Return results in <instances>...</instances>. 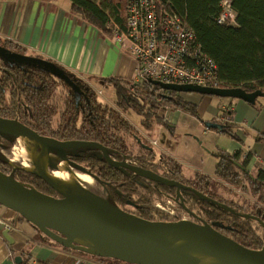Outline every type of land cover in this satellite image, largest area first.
Instances as JSON below:
<instances>
[{
  "label": "trees",
  "instance_id": "trees-1",
  "mask_svg": "<svg viewBox=\"0 0 264 264\" xmlns=\"http://www.w3.org/2000/svg\"><path fill=\"white\" fill-rule=\"evenodd\" d=\"M154 1L160 8L166 9L179 16L183 20L185 26L193 30L195 44L199 45L200 51L217 64L218 86L225 88L240 87L246 92L255 90L264 92V0H231V7L235 12V25H221L217 23V17L221 10V0ZM70 2L75 14H78L85 23L97 28L100 33L106 37L111 35V27L108 23L113 22L121 28L125 27L126 0H70ZM0 46L8 51L19 53L23 50L21 47L22 50H17L18 48L14 49L19 47V45L8 41L5 44L0 43ZM0 59V62L3 64V66L0 65L1 117L16 119L34 129L39 134L53 139L64 141L72 138H82L88 141L99 142L105 146L110 157L119 160L129 158L137 162L141 167L156 171V169L153 168L154 165L149 163L150 161L145 162L137 157L134 158L130 156V154L121 153L124 151L125 147L122 134H126L130 130L131 125L128 124L118 112L116 113L114 110L107 111L109 107L104 104L96 103L93 93H91L88 88L85 87L86 91L88 90L87 92L82 93L84 90L82 92H77L80 94V102L77 103V109L83 112L84 123L81 127L76 128L73 122L74 114L76 113L75 107L73 106L74 108L70 112V107L67 106L64 112H60L58 126L53 128L50 124L53 116H55L57 108L52 105V97L54 96L53 81H51L49 76L54 75L34 65L9 62L1 57ZM69 76L72 77L71 75ZM109 80L114 84L116 95L115 104L118 111L119 109H125L127 106H132L141 111V106L146 104V106L148 105L147 108L152 110L162 105L173 106L175 109L182 108L193 115H197V105L186 99L184 100L181 92L161 91L157 86H153L150 81L149 84L148 82L143 85L140 84L145 86L142 90L143 97L140 96V101L138 96H135V94L133 95L131 91L132 86H137V83H132L130 85L127 81H123V79L119 80L114 77L109 78ZM77 84L79 85L78 82ZM79 88H81L80 85ZM5 91L9 93L8 103L4 98ZM157 91L159 92L158 94H160V98L157 96ZM253 104H255V102ZM64 114L70 115L65 119ZM146 121L150 122L149 120ZM218 130L233 139H238L235 132L232 131V124H221V128ZM13 138V136H9L5 146H8L7 143L12 145ZM65 151L70 154L72 153L70 156L74 157V160L72 159L73 162H82L84 160L90 162L92 159L101 158L100 150L91 146L67 147L61 152ZM53 152H56V150H53ZM147 152L149 153V151ZM119 154L122 155L119 156ZM214 155L217 157L214 175L218 179L227 181L229 184L237 187H240L241 184L244 186L245 181L249 184L250 190H253L255 193L258 192L261 198H264V170L262 168H257L255 173L250 172L247 169L249 157L246 156L243 158L240 150L233 153L218 150L214 152ZM0 164L5 165V160L2 156H0ZM76 168L79 169L78 167ZM101 168V171L103 170L102 177H96L105 185L108 193L114 198V200H109L118 207L121 206V204H123V207L126 204L133 205L141 210L139 212L138 210L130 212L152 220L150 215L153 210L150 206H142L141 204L140 206L138 202L131 200L132 194L136 192L137 188H148L151 181H146L143 177L134 172H122L108 164H102ZM178 168L179 167H174L173 169L167 168L165 171L169 177L179 179L174 173ZM0 170L3 171L1 168ZM10 173V175L14 176L19 181L41 192L50 194L54 191L41 177L20 167L13 169ZM212 182H215L214 177L197 172L193 179L184 183L208 197L215 198L207 189ZM240 188L242 189L243 187ZM153 189L155 190V188ZM163 189H165V187H163ZM247 189L248 187H246V190ZM156 190L160 191L158 186ZM181 193L184 199H190L191 202L198 207L199 211H201L203 216L200 215L198 211V218L208 223H218L225 226L223 221L228 220V215L239 216L240 214H247V212L242 211L240 208H236L217 198L218 203H211L199 198L188 190L181 191ZM140 198L144 200V203L149 202L143 197ZM261 198L259 199L261 200ZM224 203L229 205L231 210L239 214H234L228 209L221 207L220 205ZM255 210L256 212L249 213L250 216L258 213V215L261 216L260 219H262L264 223V210H258L257 207ZM21 219L23 220L22 217ZM228 221L236 227L235 229H227L226 232L237 242L252 248H257L263 243H261V238L257 236L250 225H247L243 221L240 222L236 218H230ZM224 226H216V228L222 232L224 228H227ZM229 230L233 231L231 232ZM248 236L252 239L253 245H251V242L250 244L246 242L245 238ZM43 237L46 241H52L44 235ZM52 243L59 245L53 241ZM87 254H89L91 258L106 262L107 264H113L111 261H115L116 264H127L108 257L90 253ZM25 260H28V258L26 257Z\"/></svg>",
  "mask_w": 264,
  "mask_h": 264
},
{
  "label": "water",
  "instance_id": "water-1",
  "mask_svg": "<svg viewBox=\"0 0 264 264\" xmlns=\"http://www.w3.org/2000/svg\"><path fill=\"white\" fill-rule=\"evenodd\" d=\"M0 57L9 62L37 66L76 88L71 77L50 61L8 51L1 46ZM152 82L167 90L237 98L249 104H253L257 97H264L263 91L246 92L240 87L166 84L158 80H152ZM205 124L210 128H221L220 124L209 122ZM0 134L13 137L22 134L34 140L36 144L39 143L42 150L62 151L67 147H96L110 165L119 167L121 170L128 169L151 181L174 187L175 200L182 206L181 190H188L208 202L218 203L189 185L168 179L136 164L110 159L106 148L96 141L53 139L39 134L16 119L1 116ZM37 170L38 173L35 174L59 196L41 192L0 170V205L15 211L41 234L60 246L127 264H202L193 259L195 254L208 255L226 264H264V246L254 249L237 242L216 228V226H224L222 224L208 223L203 220L196 222L190 219L176 221L146 219L86 190L69 189L54 181L51 175L39 166ZM220 206L234 214H239L226 205ZM184 208L187 209L185 206ZM241 216L253 217L261 223L264 231V223L258 217L247 214ZM3 235L12 242L8 229L3 231ZM74 238L82 239L88 245H94L100 252L88 250L85 246L73 241ZM20 260L21 257L18 256L16 261Z\"/></svg>",
  "mask_w": 264,
  "mask_h": 264
},
{
  "label": "crops",
  "instance_id": "crops-1",
  "mask_svg": "<svg viewBox=\"0 0 264 264\" xmlns=\"http://www.w3.org/2000/svg\"><path fill=\"white\" fill-rule=\"evenodd\" d=\"M0 38L19 45L26 55L51 59L91 83L109 77L127 80L134 74L133 58L122 51L111 36L102 35L75 14L70 0H0ZM182 97L199 107L203 104L200 110L204 116H212V119L219 116V109L213 105L216 99L198 93H182ZM224 100L223 103L232 107V131L238 139L197 123L183 125L179 123V115L184 113L175 109L170 113L173 135L179 130L176 126L181 125L189 131L182 135V139L188 141H191V133L210 134L219 150L229 153L240 150L243 158L248 156L250 172L255 173L257 168L264 170V97H257L255 104L237 98ZM224 139L226 141L222 142ZM202 141L203 147L194 158L176 157L185 168L187 164L192 165L191 169H186L213 176L212 170L206 171L200 166L202 152L214 156V152L205 147L207 140H199V143ZM194 144L190 142L188 146L194 147ZM5 227L12 242L3 235ZM18 256L20 261H16ZM27 263L107 264L87 253L44 240L43 235L19 214L0 205V264Z\"/></svg>",
  "mask_w": 264,
  "mask_h": 264
},
{
  "label": "rangeland",
  "instance_id": "rangeland-1",
  "mask_svg": "<svg viewBox=\"0 0 264 264\" xmlns=\"http://www.w3.org/2000/svg\"><path fill=\"white\" fill-rule=\"evenodd\" d=\"M126 5H127V0H126ZM159 9L162 10V8H159ZM220 9H221V1H220ZM125 13H126V17H127V8L126 7H125ZM226 23H228V21ZM108 25L111 27V30H110L111 35L110 36L112 37L114 42L119 46V48L122 51H125L126 53H128L134 60V65H135L134 70H133L134 74L132 75V77L128 78L127 80H123V81H127L128 83H130V85L132 83L138 84L137 86H132L131 91L133 92V95L135 94V96H138L139 100H140V96H142V90L145 88V86H142V85L144 83H147V82L149 84L150 81H151L153 86H157L159 88V90H161V91L166 90V91L177 92V91H173V90L163 89L159 85L154 84L152 82V80H158V81H160L162 83H166V84H191V85H199V86H207V87H220L217 85V82H218L217 81V64L215 63V61H214V63L216 64L215 80L211 81V82H205L202 84L193 83V82H174V81L167 82V81H162L159 79H152L151 80L148 77L141 76L137 70V67H138L137 57L128 50L129 49L128 43L126 41H123L122 39H120V42L116 41L117 38L119 39L121 34H118V35L116 34L117 33L116 32V29H117L116 25H114L112 23H108ZM221 25H223V24H221ZM226 25H235V12H234V24H226ZM124 26H126V20H125ZM120 29L122 30L123 28L120 27ZM189 30H191L193 35H194L193 30L192 29H189ZM122 32L123 31H121L120 33H122ZM194 41H195V35H194ZM6 42H7L6 40L0 38L1 44H5ZM199 48H200V46H199ZM14 49L22 50L20 47H16ZM12 52H14V51H12ZM20 53L25 54V53H23V50ZM31 56H36V55H31ZM36 57H39V58H42L44 60H47V61L54 63L56 66L61 68L64 72H66L68 75H71L72 76L71 79L76 86V88L73 86H70L64 80H62L61 78H59L56 75L49 76L51 81H53V92H54L53 95L54 96L52 97V100H53L52 105H54L57 108V111L55 112V116H53L52 122L50 124L53 128L58 126V122L60 120V114H61L60 112L61 111L64 112L67 106L70 107V112L75 107L74 109H76V113L74 114L73 122L75 123L76 128L81 127V125L84 123L83 112H80V110L77 109L78 108L77 103L80 102V94L77 92H82L83 90L84 91L82 93L87 92L88 90L86 91V89H85V87H86L91 91V93H93L96 103L104 104L107 107H109L108 109L106 108L107 111L108 110L109 111L114 110V111H116V113L118 112V114L123 119H125L128 122V124L131 125L130 130L126 134H124V133L122 134L123 141L125 142L124 143L125 147H124V151L121 153L128 154V155L130 154V156H132L134 158L137 157L138 159L145 161V162L150 161L149 163L150 164L152 163V165H154L153 168L156 169V171H153L155 173H158L164 177L167 176L166 178H168V179L176 180V181H179V182L185 184L184 182H187V181H190V179H193L196 176V173L192 172L191 170H188V169L192 168L191 164H187L186 168H188V169H186L184 167L185 165L182 166V164L178 161L179 160L178 157L184 158V159L194 158L196 156V154H198L200 152L201 147H203V141L201 143H199V140H204V141L207 140V144L205 145V147L208 150H212L211 153L220 149V148L215 146V143H214L215 139L212 135H210V134L204 135L201 131H199L198 133H191V138H190L191 141H188L186 139H182V135L186 131L189 132L188 130H184L185 126L182 127V125L180 126L182 128H180L179 126H176V127H178L179 130H177L175 135H173V130H171V123H170V113L173 112V110L175 109V108H173V106H163L162 105L161 107L152 110V109L147 108L148 105L146 106V104H143L141 106L142 107L141 111H139L138 109H136L132 106H127V107H125V109H119V111H118V108L115 104L116 95H115L114 84H113V82H111L109 80V78H111V77L102 78L101 80H103V81L102 82L100 81L99 83H95V82L91 83V81H89L88 79L82 78L79 75L67 70L66 68L55 63L51 59L41 57L39 55ZM0 65L3 66L2 62H0ZM167 70L170 71L172 69L167 68ZM0 74H1V71H0ZM49 74H51V73H49ZM119 80H122V79H119ZM77 82L79 83L81 88H79V85L77 84ZM140 84H142V85H140ZM110 85L113 88H111ZM158 93L159 92L157 91V96L160 98V94H158ZM181 93H196V92H181ZM202 95L210 96L213 99H216V100H214V101H216V103L213 101V105H215L219 109V116L216 119H212V116H210V117L204 116V114L200 110L201 105H203V104H200V107L196 104L197 105L196 106L197 115H193L190 112H188L182 108L181 109H178V108L175 109V110H181V112L184 113V114L179 115V123H181L183 125H188L191 123H197V124H200L204 128L207 127V125L205 124L206 122L220 124V125L221 124H232L231 123L232 122V107L229 103H223V101H225V100L221 99V98H228V99H236V98H231V97H221L220 98L219 96L208 95V94H202ZM4 98H5V101L8 103V101H9L8 91H5ZM74 98H75V100H74ZM74 101H75V105H74ZM68 102H69V104H68ZM107 113H109V112H107ZM69 115L70 114L65 115L64 116L65 119H67ZM146 120H149L150 122H148ZM207 128H209L210 130L214 129V127H212V128L207 127ZM4 135L5 134H0V156H2V158H4L5 165L0 164V168L3 169V172H5L7 174H11L10 172H12L13 169H17L18 166L22 169H24V168L20 162L13 161L10 158L11 151H12L13 146H14L13 143L15 141V137L13 138L14 141L12 140V145L7 143L8 146H5L6 142L8 141L7 139L9 136L6 138V136L4 137ZM69 140L88 141V140H84L82 138H72ZM225 141L226 140L224 139L222 142H225ZM190 142L195 143L194 147L188 146V144ZM32 144L36 148V153H38L39 149H40L39 145L34 143V142ZM69 148H72V147H69ZM147 151H149V153ZM202 153H203V157H201V158L199 157L200 159L203 160L202 164H200V166H203L206 171L212 170V172L214 174L215 166H216L215 164L217 162V157L215 155L213 156L212 154L210 155V154H207L205 152H202ZM54 154L57 155V153H54ZM121 155L119 154V156H121ZM176 156H178V157H176ZM100 157H101L100 159H92L90 162L87 160H84L82 162L76 161V162H74V163H76L74 165L71 162H69L68 160L66 163L74 171L83 172L84 174L93 178L94 184H93V187H91L89 189L90 193L109 200L108 198H111V194L108 193L107 189L105 188V185L101 181H99V179L96 176H98L99 178L102 177V175H103V170L101 171V169H102L101 165L102 164H108L109 166H111L115 169H119V170H120V168L110 165L108 163V161L103 157L102 153L100 154ZM126 157H128V156H126ZM110 159H114V158L110 157ZM115 160H119V159H115ZM127 160L129 162H132V163L138 165L137 162H135L129 158H127ZM119 161H121V160H119ZM52 166H53V164L50 163L51 168H52ZM76 167H78L79 169H77ZM166 167L171 168V169H173L174 167H179L178 170L176 172H174L179 179L169 177L167 172L165 171V169H167ZM28 172L35 174L32 171H28ZM210 177H214V180H215V182L210 183L208 188H207L208 191H210L212 193V195L215 196V198H213V197H210V198H212L216 201H218L217 199H219L221 201L226 202L227 204L235 206L236 208L238 207L242 211L247 212V215H250L249 213L256 212V210H255L256 207L258 208V210H264V202H263L264 198H261V195L258 194V192L255 193L253 190H250L249 184L247 182L244 181V186L241 184L240 187L244 188V189L243 188L241 189L240 187L229 184L227 181H224L222 179H218L215 175L210 176ZM144 179L146 181H151V180L146 179V178H144ZM157 186L160 189V191L156 190ZM163 187H165V189H163ZM246 187H248L247 190H246ZM153 188H155V190ZM175 196H176V191H175L174 187H170V186L164 185V184L159 183V182L151 181L149 183L148 188H143V187L137 188L136 192H133L131 200L138 202L139 205L141 204L142 206H145V205L150 206L153 210V212L150 215L152 220L176 221V220H182V219H190V220H193L196 222L202 221L198 218V211H199L198 207L195 206V204H193L190 199H186V198L184 199V197L182 196V193H181V196L183 197V201H182L183 206H182L178 201L175 200ZM140 197L145 198V200H148L149 202L144 203L143 202L144 200H141ZM259 198H261L262 201ZM116 202H117V200H116ZM227 204L224 203L223 205H226L229 207V205H227ZM121 206H119V207H121L122 209L125 208L124 210L129 211V212L135 211V210H138V212H139L141 210V209H138L137 207H135L133 205L126 204L123 207V204H121ZM184 206L188 210L185 209ZM229 208L231 209V207H229ZM199 214L202 215L201 211H199ZM252 216H255V217L259 216L258 217L259 219L261 217L260 215H258V213H256L255 215H252ZM227 217H228V220H230V218L231 219L236 218L240 222L243 221L244 223H246L247 225H250L252 227V229L256 232L257 236L261 238V243L263 242L262 244L259 245V247L254 248V249H260L264 246V231H263L262 225L259 221L255 220L253 217L246 218V217H243L241 215H239V216H236V215H233V216L230 215L229 216L228 215ZM228 220L223 221L225 224L224 227H227V228H224L222 233L224 232L223 234L230 237V235L227 234L226 230L227 229H235L236 226ZM260 220L262 221V219H260ZM229 231L232 232L233 230H229ZM245 239H246V242L248 244H250V242H251V245H253L252 244L253 241L250 238V236L246 237ZM249 248H252V247H249ZM111 262L113 264H116L115 261H111Z\"/></svg>",
  "mask_w": 264,
  "mask_h": 264
},
{
  "label": "built area",
  "instance_id": "built-area-1",
  "mask_svg": "<svg viewBox=\"0 0 264 264\" xmlns=\"http://www.w3.org/2000/svg\"><path fill=\"white\" fill-rule=\"evenodd\" d=\"M126 26L116 34L137 57L141 76L162 81L205 83L215 80L216 64L200 51L183 20L154 0H127ZM228 21V23H226ZM219 24H234L231 0H221ZM123 31L122 33H120ZM171 68L172 70H167Z\"/></svg>",
  "mask_w": 264,
  "mask_h": 264
},
{
  "label": "bare ground",
  "instance_id": "bare-ground-1",
  "mask_svg": "<svg viewBox=\"0 0 264 264\" xmlns=\"http://www.w3.org/2000/svg\"><path fill=\"white\" fill-rule=\"evenodd\" d=\"M33 142L36 143L27 136L17 134L10 155L11 160L20 162L25 170L32 171L34 173H38L37 167L39 166L40 169L51 175L54 181L65 185L69 189L80 188L82 190L89 191V189L93 187L94 181L92 177L84 174L83 172L74 171L66 163V161L61 158V156L54 154L53 150H42L39 147V152L36 153V148L32 144ZM37 144L39 145V143ZM40 150L42 152H40ZM50 163L53 164L52 168L50 167ZM5 229L8 228L5 227ZM73 241L85 246L92 252H100V250L94 245H88L82 239L74 238ZM193 259L199 261L202 264H226V262L222 260H217L203 254H195L193 255Z\"/></svg>",
  "mask_w": 264,
  "mask_h": 264
},
{
  "label": "flooded vegetation",
  "instance_id": "flooded-vegetation-1",
  "mask_svg": "<svg viewBox=\"0 0 264 264\" xmlns=\"http://www.w3.org/2000/svg\"><path fill=\"white\" fill-rule=\"evenodd\" d=\"M20 122V121H19ZM25 125V124H24ZM27 126V125H26ZM32 129V128H31ZM34 130V129H33ZM37 132V131H36ZM42 135V134H41ZM6 136V138L9 136V135H4V137ZM58 150H56V152H54V153H57V155L58 156H61V158L63 159V160H65L66 162H67V160L69 161V162H71L73 165L75 164L73 161H72V159L74 160V157L73 156H70L71 154L69 153V152H61V151H59V152H57ZM101 152V151H100ZM102 153V152H101ZM104 157V156H103ZM67 158H69V159H67ZM113 160H115V159H113ZM125 160V161H124ZM116 161H119V160H116ZM122 162H127V163H129V164H134V163H132V162H129L128 160H127V158H124L123 160H121ZM19 167V166H18ZM121 170V169H120ZM122 172H124V171H130V170H128V169H124V170H121ZM130 172H132V171H130ZM181 191H185V190H181ZM51 195H54V196H59V194H57L56 192H54V191H52L51 193H50ZM108 199H113L112 197L111 198H108ZM114 200V199H113Z\"/></svg>",
  "mask_w": 264,
  "mask_h": 264
}]
</instances>
